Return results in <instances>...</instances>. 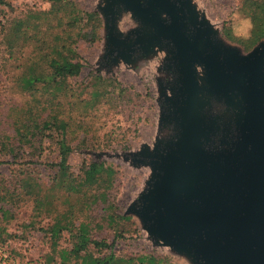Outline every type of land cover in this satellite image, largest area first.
<instances>
[{
    "label": "rangeland",
    "instance_id": "obj_1",
    "mask_svg": "<svg viewBox=\"0 0 264 264\" xmlns=\"http://www.w3.org/2000/svg\"><path fill=\"white\" fill-rule=\"evenodd\" d=\"M73 1L85 11H97L103 28L96 41L78 40L75 44L82 68L77 76L65 80L63 93H57L62 115L49 112L50 97L40 88L32 89L26 80L28 73L42 66V40L48 38L44 20L37 16L53 8L57 0H0V258L6 255L5 264H30L34 260L81 264L68 252L72 239L65 229L54 238L49 236L54 218H61L67 224L86 223L91 239L113 240L110 251L116 256L150 254L170 264H199L186 251L154 240L141 218L126 212L153 189L148 185L152 167L135 158L172 134L171 127L157 126L161 85L172 77L164 68L166 50L155 44L126 61L108 58L104 15L99 9L105 0ZM241 1L189 0L193 15L210 26L223 46L246 52L240 40L248 33L249 21L238 10ZM122 18L116 22L121 32L135 24L126 14ZM196 68L197 75L204 76L203 68ZM94 88L100 94L92 99ZM232 99L230 107L206 102L217 116L220 136L239 110L238 98ZM68 113L72 131L67 135L72 147L67 156L68 170L81 175L82 162L93 160L111 168L106 198L114 213L127 219L115 218L108 226L104 204L99 200L89 203L92 189L80 196L55 183V141ZM46 116L50 119L48 127L40 122ZM87 250L93 255L108 252L90 245Z\"/></svg>",
    "mask_w": 264,
    "mask_h": 264
},
{
    "label": "water",
    "instance_id": "obj_2",
    "mask_svg": "<svg viewBox=\"0 0 264 264\" xmlns=\"http://www.w3.org/2000/svg\"><path fill=\"white\" fill-rule=\"evenodd\" d=\"M105 2L106 56L126 61L161 45L172 74L157 122L172 134L135 158L152 167L153 189L126 212L199 264H264V40L246 52L223 46L189 0ZM122 10L140 26L117 30ZM232 97L239 110L220 136L206 102L230 107Z\"/></svg>",
    "mask_w": 264,
    "mask_h": 264
},
{
    "label": "trees",
    "instance_id": "obj_3",
    "mask_svg": "<svg viewBox=\"0 0 264 264\" xmlns=\"http://www.w3.org/2000/svg\"><path fill=\"white\" fill-rule=\"evenodd\" d=\"M238 10L249 21L248 33L240 40L242 49L248 51L264 39V0H242ZM37 17L44 20V32L48 38L42 40L44 45L42 66L38 70L28 73L26 80L32 89L40 88L50 97L49 112L63 115V110L59 108L60 102L57 93L62 94L65 80L77 76L82 68L75 44L78 40L94 42L100 38L103 28L102 19L97 11H85L79 8L73 0H57L53 8L42 11L41 15ZM95 85H97L96 82H94ZM99 94L97 88H94L91 91V98H96ZM87 103L85 102V104ZM70 119L68 113L65 125L60 128L59 136L55 141L58 156V161L54 164L56 167L55 183L66 192L80 196L87 194V191L92 189L93 193L89 203L99 200L104 204V217L108 226H112L115 218L127 219L128 216L116 215L112 204L106 198L105 189L110 185L113 173L111 168H103L102 162L93 160L87 163L82 162L81 175H73L68 170L67 156L72 151L67 138V135L72 132L69 129V126L71 127ZM49 120L46 116L40 122L48 127ZM94 174L97 175L94 176ZM63 229L72 239L68 252L78 257L81 264H170L163 261L162 258L150 254H139L133 257L116 256L110 251L113 240L107 243L104 240L91 239L88 225L84 222L67 224V221L62 222L61 218H54L48 228L49 236L54 238ZM89 245L96 250L106 249L108 252L93 255L87 250Z\"/></svg>",
    "mask_w": 264,
    "mask_h": 264
},
{
    "label": "flooded vegetation",
    "instance_id": "obj_4",
    "mask_svg": "<svg viewBox=\"0 0 264 264\" xmlns=\"http://www.w3.org/2000/svg\"><path fill=\"white\" fill-rule=\"evenodd\" d=\"M138 1H139L141 4H144V0H138ZM125 14L128 15L133 21H135V24H134L133 26L127 28L126 30L122 31V33H126L129 29L140 26L139 22H138L136 19H134V18L130 15V13H129L127 10H122L121 13H120V16L117 18V20H118L119 18L121 19L122 17H124ZM122 19H123V18H122ZM122 19H121V20H122ZM122 22L125 23L124 20H123ZM120 31H121V30H120Z\"/></svg>",
    "mask_w": 264,
    "mask_h": 264
},
{
    "label": "built area",
    "instance_id": "obj_5",
    "mask_svg": "<svg viewBox=\"0 0 264 264\" xmlns=\"http://www.w3.org/2000/svg\"><path fill=\"white\" fill-rule=\"evenodd\" d=\"M5 256H2V258H0V264H5V262H4L5 261V259H4ZM30 264H44V262L42 260H34Z\"/></svg>",
    "mask_w": 264,
    "mask_h": 264
},
{
    "label": "bare ground",
    "instance_id": "obj_6",
    "mask_svg": "<svg viewBox=\"0 0 264 264\" xmlns=\"http://www.w3.org/2000/svg\"><path fill=\"white\" fill-rule=\"evenodd\" d=\"M201 76L197 75L196 78L200 79ZM199 81V80H198Z\"/></svg>",
    "mask_w": 264,
    "mask_h": 264
}]
</instances>
